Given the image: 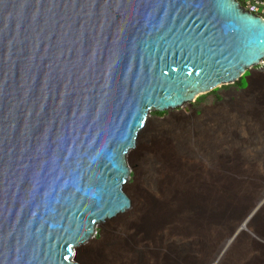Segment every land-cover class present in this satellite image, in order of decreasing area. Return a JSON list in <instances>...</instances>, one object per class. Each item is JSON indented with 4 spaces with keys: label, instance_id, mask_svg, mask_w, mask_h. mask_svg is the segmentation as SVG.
Returning a JSON list of instances; mask_svg holds the SVG:
<instances>
[{
    "label": "water",
    "instance_id": "water-1",
    "mask_svg": "<svg viewBox=\"0 0 264 264\" xmlns=\"http://www.w3.org/2000/svg\"><path fill=\"white\" fill-rule=\"evenodd\" d=\"M263 59L264 20L237 0H0V264H79L131 208L150 114L246 93Z\"/></svg>",
    "mask_w": 264,
    "mask_h": 264
},
{
    "label": "bare ground",
    "instance_id": "bare-ground-1",
    "mask_svg": "<svg viewBox=\"0 0 264 264\" xmlns=\"http://www.w3.org/2000/svg\"><path fill=\"white\" fill-rule=\"evenodd\" d=\"M226 85L232 83L221 84ZM208 93H198L180 109ZM261 122L241 111L159 132L149 119L128 153L137 173L135 186L128 189L131 208L99 226L109 240L98 260L102 264H262L254 259L257 240L264 241ZM127 214L134 225L128 224ZM94 235L77 248L79 262H94L86 256Z\"/></svg>",
    "mask_w": 264,
    "mask_h": 264
},
{
    "label": "rangeland",
    "instance_id": "rangeland-1",
    "mask_svg": "<svg viewBox=\"0 0 264 264\" xmlns=\"http://www.w3.org/2000/svg\"><path fill=\"white\" fill-rule=\"evenodd\" d=\"M239 83L240 82H237L234 85L223 86L219 88L216 93L213 91L206 95H202L192 103L191 107L168 111L163 114L153 112L150 115L151 119L155 121V131H164L170 127L196 125L205 119L209 120L225 113L233 114L234 112L241 111L246 114L250 113L261 121L264 120V74H258L255 76L252 88L246 93L238 94L237 87L240 85ZM259 124L261 125L264 123L261 122ZM127 163L131 169L132 178L125 185L124 191L129 199H131L128 189L131 188V186H135L137 182V173L135 166L131 164L128 157ZM127 217L128 224L134 225L132 216L127 214ZM132 237L137 239L139 238V235H137V233H132ZM108 240L109 235L104 236L103 227H98L96 234L93 237L94 244L92 246L87 244L86 256L88 261L90 260L89 262L92 263L94 261L92 264H102V262L98 260V256L104 250ZM257 242L259 243V247L255 250L257 253H255L254 259L261 261L262 264H264V241L257 240ZM75 258L79 264H84L79 262L76 256Z\"/></svg>",
    "mask_w": 264,
    "mask_h": 264
},
{
    "label": "built area",
    "instance_id": "built-area-1",
    "mask_svg": "<svg viewBox=\"0 0 264 264\" xmlns=\"http://www.w3.org/2000/svg\"><path fill=\"white\" fill-rule=\"evenodd\" d=\"M240 7L249 14L264 20V0H237ZM256 73L264 74V59L255 67Z\"/></svg>",
    "mask_w": 264,
    "mask_h": 264
},
{
    "label": "flooded vegetation",
    "instance_id": "flooded-vegetation-1",
    "mask_svg": "<svg viewBox=\"0 0 264 264\" xmlns=\"http://www.w3.org/2000/svg\"><path fill=\"white\" fill-rule=\"evenodd\" d=\"M242 81H244V80H242ZM244 87H245V85H243V86H242V85H239V86L237 87V90H238L237 92H239V91H240L242 88H244Z\"/></svg>",
    "mask_w": 264,
    "mask_h": 264
},
{
    "label": "trees",
    "instance_id": "trees-1",
    "mask_svg": "<svg viewBox=\"0 0 264 264\" xmlns=\"http://www.w3.org/2000/svg\"><path fill=\"white\" fill-rule=\"evenodd\" d=\"M240 85H244V81H240V83H239ZM215 93H216V91H214ZM159 114H163V113H159Z\"/></svg>",
    "mask_w": 264,
    "mask_h": 264
}]
</instances>
